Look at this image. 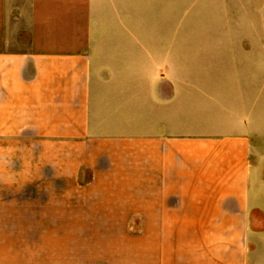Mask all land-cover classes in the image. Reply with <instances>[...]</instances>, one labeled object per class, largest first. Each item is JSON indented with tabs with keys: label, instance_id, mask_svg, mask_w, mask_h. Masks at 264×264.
Here are the masks:
<instances>
[{
	"label": "crops",
	"instance_id": "0c3cea01",
	"mask_svg": "<svg viewBox=\"0 0 264 264\" xmlns=\"http://www.w3.org/2000/svg\"><path fill=\"white\" fill-rule=\"evenodd\" d=\"M169 1L0 0V264H264L260 25Z\"/></svg>",
	"mask_w": 264,
	"mask_h": 264
},
{
	"label": "rangeland",
	"instance_id": "374dc122",
	"mask_svg": "<svg viewBox=\"0 0 264 264\" xmlns=\"http://www.w3.org/2000/svg\"><path fill=\"white\" fill-rule=\"evenodd\" d=\"M260 1H222V0H182L181 1V40L183 50L189 51L190 42L221 39L254 38L253 33L244 31H222L224 23L253 25L261 30L255 38L264 40V0L261 1L262 15H254V4ZM167 7L173 1L167 0ZM173 33L167 32V37ZM264 55V48L262 49ZM253 236V235H252Z\"/></svg>",
	"mask_w": 264,
	"mask_h": 264
}]
</instances>
